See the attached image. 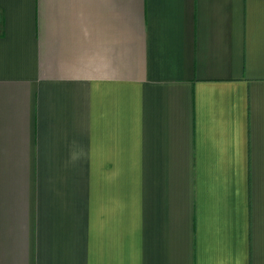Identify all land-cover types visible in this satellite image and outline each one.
<instances>
[{
	"label": "crops",
	"instance_id": "crops-1",
	"mask_svg": "<svg viewBox=\"0 0 264 264\" xmlns=\"http://www.w3.org/2000/svg\"><path fill=\"white\" fill-rule=\"evenodd\" d=\"M0 264H264V0H0Z\"/></svg>",
	"mask_w": 264,
	"mask_h": 264
}]
</instances>
